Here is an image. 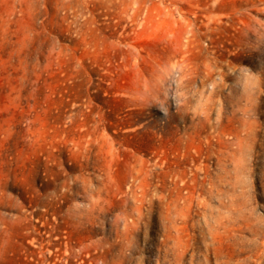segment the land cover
Segmentation results:
<instances>
[{"label": "rangeland", "instance_id": "rangeland-1", "mask_svg": "<svg viewBox=\"0 0 264 264\" xmlns=\"http://www.w3.org/2000/svg\"><path fill=\"white\" fill-rule=\"evenodd\" d=\"M0 264H264V0H0Z\"/></svg>", "mask_w": 264, "mask_h": 264}, {"label": "bare ground", "instance_id": "bare-ground-1", "mask_svg": "<svg viewBox=\"0 0 264 264\" xmlns=\"http://www.w3.org/2000/svg\"><path fill=\"white\" fill-rule=\"evenodd\" d=\"M218 2V1H217ZM190 40V39H189ZM192 41V40H191ZM191 41H189V42H191ZM186 69V68H185ZM187 70V69H186Z\"/></svg>", "mask_w": 264, "mask_h": 264}]
</instances>
